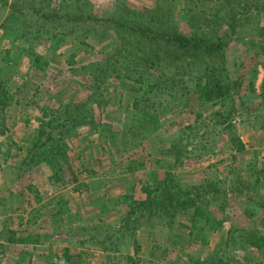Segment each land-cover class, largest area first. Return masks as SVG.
<instances>
[{"label": "rangeland", "instance_id": "1", "mask_svg": "<svg viewBox=\"0 0 264 264\" xmlns=\"http://www.w3.org/2000/svg\"><path fill=\"white\" fill-rule=\"evenodd\" d=\"M62 1L0 0V83L8 94L0 111V187L14 183L26 190L36 179L55 194L63 188L83 190L88 184V193L104 187V196H109L98 204L104 203L99 210L108 217L129 209L127 200L134 198L137 183L162 187L170 172L186 193L182 198L188 208L177 207L170 215L157 208L150 219L139 213L143 225L126 233L127 238L135 241V250L143 246L153 256L139 250L131 264H264V248L253 245V235L264 233V0H73L96 20L76 23H69L64 12L56 14ZM50 2L54 12L49 11ZM11 4L21 31L8 29L7 20L14 15L9 14ZM111 16L135 27L148 23L155 33L152 43L146 47L137 35L124 31L120 39L109 25L97 22ZM150 17L156 22L149 23ZM173 26L189 36L198 28L210 41L220 37L223 49L210 56L182 55L177 66L171 61L176 54L156 37ZM124 49L130 50L128 60ZM159 49L160 58L152 57ZM218 86L229 87L223 101L228 107L216 99ZM71 102L81 106L90 122L93 115L94 123L67 134L70 127L57 126L65 121L61 113ZM50 132L54 142L48 144ZM35 137L47 144L37 150L44 161V150L56 151L59 138L67 146V157L54 158V167L44 161L26 167L23 161ZM234 137L245 151H236ZM132 163L140 173H128ZM124 174L129 181H123ZM122 188L129 194L123 195ZM81 194L55 197L58 232L47 246L53 247L51 254L43 248L45 254L30 257L21 250L26 255L19 256L10 249L12 254H0V264H85L84 256L68 255L67 249L102 246L92 243L101 240L89 238L92 229L87 227L96 219V200ZM77 200L84 204L80 214ZM13 204V198L0 199V215ZM30 207L27 213L13 211L16 221L23 214L31 216ZM197 207L209 216L193 223ZM122 218L117 226L111 220L119 236L126 231L119 225ZM94 229L104 230L98 225ZM29 231L36 230L31 226ZM80 233L86 241L77 240ZM7 237L12 243V236ZM85 256L87 264L102 263L100 255ZM111 258L110 264L119 259Z\"/></svg>", "mask_w": 264, "mask_h": 264}, {"label": "trees", "instance_id": "2", "mask_svg": "<svg viewBox=\"0 0 264 264\" xmlns=\"http://www.w3.org/2000/svg\"><path fill=\"white\" fill-rule=\"evenodd\" d=\"M51 5L52 3L50 2L49 11L52 8ZM51 11L54 12L55 10L51 9ZM63 12H64V18L68 20L69 23H76V21L78 20L96 21L95 18L92 17L90 13L83 12L81 6L74 3L73 0H63L62 1V4L59 10L56 11V14H60ZM9 14H14V15H11V19L7 20V23L9 24L8 29H11V27L12 28L17 27V29L21 31V26L16 25L17 21L15 20V14H17V9L14 4L10 5ZM42 18H44V16H42ZM97 20H98L97 21L98 23H104L106 25H109V27L112 28V30L116 32L115 34L121 36L120 39L122 38L124 39V36L122 34V31H124L126 33L128 32L132 36L137 35V39L141 41L142 43H144L146 47L148 43H152L151 38H153L154 31L149 28L148 23H146L144 26H141V27H135L129 22H126V20L122 18L116 19L113 16H111L110 18L105 17V18L97 19ZM155 22H156V19L154 17H150L149 23H155ZM231 29L234 30V24L232 25ZM156 35H157L156 37H159V39L160 38L164 39L166 45H168L170 47V50L172 51L171 54H176L177 57H174L175 61L173 60L171 61L173 62V64H177V66H179L180 62L182 61V58H181L182 55L185 57H195L198 53H206L207 55L210 56V55H213L214 53H219L221 49H223V46H222L223 44H222V40L220 37L216 38L215 41H210L207 36V33L198 28L193 30V34L191 36L180 33L174 26L173 28L170 27V31L165 32L164 34H161V35L160 34H156ZM134 43L141 44L138 41H135ZM129 51L130 50L124 49L122 52L123 54L127 52V55L125 56L126 60H128V58L129 59L131 58L130 56H128L130 54ZM161 51H162L161 49L155 50L152 53V57L160 58V54H162L160 53ZM125 63L129 64V62H126V61ZM173 64H171V67H173ZM177 71H179V68L177 69ZM175 78L176 76H173L172 78H170V80L168 81V86L170 87L174 86ZM218 87H219V93L217 92L216 99H220L222 101V103L219 102V104L223 106L226 105V107H228L229 105L225 104L226 102H223V101H226V98H224V96L227 95L226 90H228L229 87L228 86H224V87L218 86ZM208 95H212V94H208ZM7 97H8V94L3 91V87L0 83V111L2 108H5L7 106ZM64 109L65 110H63L61 114H62V117H64L65 121L63 122V124H59L57 127H61V126H64L66 128L70 127V128H67L66 130L67 134H70L72 131H76L77 128L79 127L93 125L94 122H92V120L94 116L91 115V122H90L88 120V115H86L83 111H81L80 105L74 106L73 103L71 102L67 104V106H65ZM73 109L76 110V113L75 112L72 113L71 110ZM144 114L146 116H149V114H146L145 112ZM2 133L4 134V132ZM52 136H53L52 132L47 134L46 143L50 144V142H54ZM40 140L41 139H39V137H35L34 140L32 141L31 148L27 151L28 152L27 158H25L23 161V164L26 165V167L30 165L33 167L35 165L41 164L42 161H44V159H42V157L40 156V153L37 152V150L41 147L44 148V146H47V144L46 143L42 144ZM59 140H58L59 143L57 142L56 151H54L53 147H51L50 150H44L45 151L44 154L48 156V158H45L48 161H44V162H47L52 167H54L57 163L56 162L54 165V161H53L54 158L58 157V159H62V158L64 159L67 157L66 156L67 146L63 144V139L62 141H59ZM231 142L237 152L241 153L245 151V146L239 138L234 137L232 138ZM133 165L134 163H132V165H130L128 169V171L132 172V174L135 171H137V168H134ZM131 167L133 169H131ZM141 167L142 166H140V168ZM207 188L208 187L205 185L204 190H203L204 195H206ZM28 189H31V187H29ZM87 189H88V186H87ZM142 190L147 196V199L145 201L137 202L134 198H130V197L127 200L129 201L130 205H129V211L126 213L122 221V225H123L122 228L126 230L124 234H122L123 235L121 236L122 238H126L128 236L126 233L130 234L129 233L130 231L138 229L141 225H143L142 219H141L142 217H147L144 219H150L149 217L155 215L154 210L157 208H163L162 210L164 211V213H167L168 215L172 213L171 212L172 209H176L177 207L181 209L182 208L184 209V207L185 209L188 208L186 206L188 203H185L186 200H184L186 197L184 199L182 198L183 195L186 196V193H184L181 185L177 182L173 174H171L170 172L166 173L164 185L162 187L157 186L155 189L144 187L142 188ZM172 201H177V202L176 204H174ZM261 208L264 209V204L261 205ZM139 213L142 215V217L139 216ZM193 213L194 214L192 215V219H191L193 223L196 222L197 217L204 219L205 221L208 219V216H209L207 215L206 211L198 207ZM253 236H254L253 245L259 249L264 248V233L256 232V235H253ZM120 239L121 238H119V240ZM242 243H245V242H242ZM139 250L140 249L138 248V246H136V250H135L136 254L139 252Z\"/></svg>", "mask_w": 264, "mask_h": 264}, {"label": "crops", "instance_id": "3", "mask_svg": "<svg viewBox=\"0 0 264 264\" xmlns=\"http://www.w3.org/2000/svg\"><path fill=\"white\" fill-rule=\"evenodd\" d=\"M1 145V144H0ZM3 156L6 157V153L1 152ZM129 173V171H128ZM140 173V170L137 169V171L134 172V174H138ZM33 175V173L31 174ZM28 176V175H27ZM128 176V174H124L122 175L123 177V181H129L126 179V177ZM44 184L43 180L39 181L38 179H36V182L34 180V182H30L28 186H26V190L24 189V187H20L14 183H12L11 185L5 186L4 188L0 187V199H7L10 200L11 198L14 199V201L16 202V204L11 207H9L7 210L5 209V213L3 214L4 216L2 217V215H0V254H4L7 255V251L12 254L11 252L15 251L19 256L25 254L22 251H25L27 254L32 253L34 256L37 254H45V250H43V248H46V250L48 251L49 254L52 253V248L53 247H47L48 245H52L54 242V239H56V232L57 229L55 228V223L57 222V218L56 216H54L55 211H54V205H52V203L55 200V197L57 195H63L64 193H66V197H71L72 195H74V193H76V195L79 194V191L82 192L81 196L82 197H86V199L94 201L92 202V214H95L96 219L92 222H90V225L87 226L89 227V229H92L90 235L93 236H89V238L92 237H96L98 239H100L101 241H97L94 240L92 241V243L96 244L98 246V244H100V246L102 247H98L96 250H92L90 246H87L88 249H86L87 247H85L84 249H79L78 252L75 250H71V249H67V253L68 255L70 254H78L83 257V261L85 264L86 263V256L85 253H94V255H100L101 259H102V263L101 264H110V260L112 259V256H115L116 259L119 258L115 264H131L130 258L134 257L136 255V251H135V241L133 240L132 242H130V238L126 237V238H122L121 236H119V233H117V230H115V226L113 227L112 225V221H114L116 224V226L118 225V221L121 220L123 215H126V213L129 211V209L127 208V210L125 208H121L120 210H117V212L115 213V215L113 216L111 214V216L105 217L103 215H101L100 210H99V206H104V203H100L98 204V201H102L104 198H106L107 196H109V194H106V192H104V187L100 188V190L96 191L95 193H91L89 191L88 193V189L87 186L84 185V188L82 186L83 190H85L83 192V190H73L72 188H63V192H59L57 194L53 193V192H49V188H43L42 185ZM145 184H143L142 186L137 183L136 186L134 187L136 192L134 193V199L137 200V196H142V201H145L147 196L146 194L143 192L142 187L144 188ZM29 187H31V189H28ZM89 187V184H88ZM140 188V189H139ZM45 190H47V193L45 192ZM65 190V191H64ZM139 190L141 191V194H139ZM76 191V192H75ZM101 191V192H100ZM117 191V190H116ZM122 194H129L127 193V189L126 188H122ZM72 193V195H71ZM101 193V194H99ZM94 194V195H93ZM98 194V195H97ZM3 195V197L1 196ZM146 197V198H145ZM123 196H121V201H122ZM26 199V200H25ZM83 200L76 201V204L78 205L76 211L78 212V214H80V209L84 206V204H82ZM23 203V205H22ZM25 204V205H24ZM32 206L30 207V210H32V215L29 216L28 214L26 215H22L23 218H18V220L16 221L17 217L12 215L13 211H21V212H26L27 213V206ZM34 205V206H33ZM124 203H120L118 206L119 207H123ZM23 206V207H22ZM109 206V205H108ZM36 207V208H35ZM50 211L52 212L51 215L47 216V213H50ZM35 212L36 216L33 218V213ZM125 213V214H124ZM18 216L20 215L19 213L17 214ZM122 215V216H121ZM21 217V216H19ZM4 219V220H3ZM59 222H61L60 218H58ZM112 220V221H111ZM16 221V222H15ZM87 221V220H85ZM123 221V218H122ZM19 222V224H18ZM4 223L5 225V230L2 231L1 226ZM15 223V226H14ZM82 223V221H80V224ZM122 223V222H121ZM119 224L121 227L123 226L122 224ZM100 226L101 228H103L104 230L102 231V229H99L98 232H95L94 226ZM31 226H33L35 228V232H27L28 228H30ZM110 226V227H109ZM86 227V228H87ZM114 228V229H113ZM9 230L7 233L6 230ZM106 229L110 230L107 231ZM121 229V228H120ZM14 231V232H11ZM34 233V234H33ZM81 234V233H80ZM117 234V235H115ZM7 236H12L10 238H12V243H9L8 241V237ZM82 236V238H80ZM119 238H121V244H119V241H117ZM138 238V237H137ZM135 238V239H137ZM35 242H28L29 240H32ZM87 236L82 233L81 235H79V237L77 238V240L79 242H81L82 240L86 241ZM125 240V241H124ZM98 242V243H97ZM85 243H90V241L85 242ZM68 244V243H67ZM105 244H107V246H105ZM112 245V247H111ZM141 246V245H140ZM69 247V246H67ZM10 249H13V251H11ZM57 250V248H55ZM141 252H146L149 254L148 257H150L152 255V249L147 250L146 247L141 246V248H139ZM22 250V251H21ZM55 251V250H54ZM139 253V252H138ZM26 255V254H25ZM31 257V254H29ZM153 256V255H152ZM89 256H87L88 258ZM125 257L124 262L122 261V259ZM97 260V258L95 259ZM108 261V262H107ZM153 262V261H152ZM83 263V262H82ZM91 263V261L89 262V264ZM154 263V262H153ZM4 264V263H3Z\"/></svg>", "mask_w": 264, "mask_h": 264}]
</instances>
